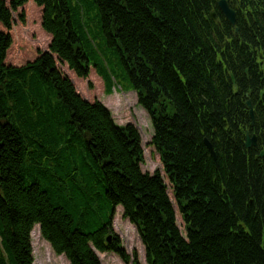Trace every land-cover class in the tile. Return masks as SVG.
Returning a JSON list of instances; mask_svg holds the SVG:
<instances>
[{
  "label": "trees",
  "instance_id": "16d2710c",
  "mask_svg": "<svg viewBox=\"0 0 264 264\" xmlns=\"http://www.w3.org/2000/svg\"><path fill=\"white\" fill-rule=\"evenodd\" d=\"M215 2L0 0V264H33L37 224L69 264L128 262L118 205L148 264H264V159L215 60ZM115 82L152 119L185 236L159 172L140 171L136 127L95 99Z\"/></svg>",
  "mask_w": 264,
  "mask_h": 264
},
{
  "label": "rangeland",
  "instance_id": "374dc122",
  "mask_svg": "<svg viewBox=\"0 0 264 264\" xmlns=\"http://www.w3.org/2000/svg\"><path fill=\"white\" fill-rule=\"evenodd\" d=\"M95 99L106 104L116 123L125 124L127 122H132L137 126L145 154L144 163L141 167L142 171L152 174L155 170H158L163 174L157 151L150 142L152 133L150 119L147 113L138 105L136 93L133 91H113L110 95H106L104 93V87H101L95 91ZM174 206L176 209L177 224L184 234L183 225L178 215L175 202ZM115 214L116 215L113 219V231L120 238L122 246L129 254L133 255L134 252L139 258L141 264H146L144 247L137 237L134 226H132L126 219L122 218L119 206L116 208ZM32 233L33 242L31 243V247L33 264H69L63 255H56L53 252L50 244L40 236L37 225L34 226ZM99 257L101 259V264H124L112 253L99 254Z\"/></svg>",
  "mask_w": 264,
  "mask_h": 264
},
{
  "label": "bare ground",
  "instance_id": "6f19581e",
  "mask_svg": "<svg viewBox=\"0 0 264 264\" xmlns=\"http://www.w3.org/2000/svg\"><path fill=\"white\" fill-rule=\"evenodd\" d=\"M32 231H33V230H32ZM30 234H31V243H32V242H33V241H32L33 233L31 232ZM31 246H32V245H31ZM100 264H101V263H100Z\"/></svg>",
  "mask_w": 264,
  "mask_h": 264
}]
</instances>
